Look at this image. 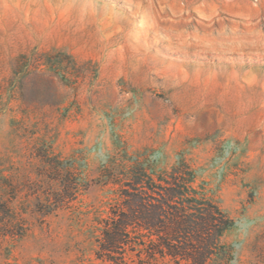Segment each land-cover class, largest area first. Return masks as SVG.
Instances as JSON below:
<instances>
[{"label":"rangeland","instance_id":"obj_1","mask_svg":"<svg viewBox=\"0 0 264 264\" xmlns=\"http://www.w3.org/2000/svg\"><path fill=\"white\" fill-rule=\"evenodd\" d=\"M45 156L79 190L42 218ZM190 173L234 222L212 264H264V0H0V201L29 228L0 264H109L102 221Z\"/></svg>","mask_w":264,"mask_h":264},{"label":"trees","instance_id":"obj_2","mask_svg":"<svg viewBox=\"0 0 264 264\" xmlns=\"http://www.w3.org/2000/svg\"><path fill=\"white\" fill-rule=\"evenodd\" d=\"M58 162V157L43 158L45 168L54 173L50 180L59 181L63 190L47 197L50 204L45 209L34 211L42 218L77 197L79 184L69 179L72 167ZM193 179L190 173L182 183L174 179L175 187L151 185L157 196L149 195L144 188L143 193H130L135 201L128 205V212L115 210L112 217L102 221L97 258L109 264H132L128 255L134 253L139 264H168L166 259L173 264H212L215 257L226 254L227 246L221 238L234 222L212 200L188 186ZM0 224V240L24 237L29 230L22 214L2 201Z\"/></svg>","mask_w":264,"mask_h":264},{"label":"clouds","instance_id":"obj_3","mask_svg":"<svg viewBox=\"0 0 264 264\" xmlns=\"http://www.w3.org/2000/svg\"><path fill=\"white\" fill-rule=\"evenodd\" d=\"M233 247H234V248H236V247H237V245H235V244H234V245H233Z\"/></svg>","mask_w":264,"mask_h":264}]
</instances>
